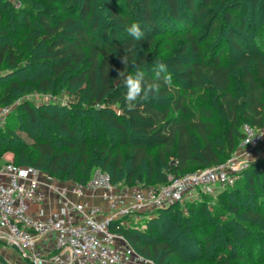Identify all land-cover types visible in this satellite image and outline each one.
Returning a JSON list of instances; mask_svg holds the SVG:
<instances>
[{"label": "trees", "instance_id": "1", "mask_svg": "<svg viewBox=\"0 0 264 264\" xmlns=\"http://www.w3.org/2000/svg\"><path fill=\"white\" fill-rule=\"evenodd\" d=\"M29 1L20 0L18 7L9 0L0 2V18L2 13L16 16L23 11L26 24L31 16ZM67 1L71 0H63ZM165 1L171 21L180 24L184 16L178 0ZM139 2L143 18L152 21V1ZM92 3L73 0L58 14L42 10L37 15V26L32 28L36 35H26L19 43L11 35L17 31L0 23V70L5 71L0 73V105L12 103L16 95L32 90L53 94L64 91L66 96H74V105L68 107L23 99L11 110L0 126V152H12L17 158L13 163L34 165L56 180L80 184L87 182L93 166L106 170L110 179L122 186L164 184L169 181L166 174L174 178L229 157L243 136L242 119L254 126L264 123V55L238 39L236 31L231 30L229 38L241 54L237 60L241 69L238 95L231 90L229 68L221 59L222 48L214 52L200 47L188 22H181L186 42L181 55H169L167 73L158 78L156 64L161 61L153 38L143 36L136 41L130 36L126 28L137 21L111 1L107 9L116 23L97 24L91 19ZM198 4L182 0L185 15L202 22L199 39H206L219 26L218 14L214 0H198ZM6 7L9 11H4ZM245 13L239 5L225 18L249 33L254 27L244 26ZM129 48L133 51L126 52ZM27 52L25 62H21L20 57ZM125 55L127 66L121 62ZM137 69L143 71L145 84L155 82L160 88L158 94L147 101L138 100L135 109L129 111L124 99L127 89L118 74H134ZM164 75L171 76L170 86L164 83ZM257 162L240 173L248 175L240 182L245 195L252 196L249 205L243 207L224 199L226 193L240 196L238 178L232 186L218 190L213 202L226 201L250 225L257 226V232H264V211L260 209L264 195L254 194L258 188L264 191V161ZM201 197L212 196L202 193ZM198 203L200 206L191 209L193 218L173 209L172 203L145 216L143 228L118 220L111 228L158 264H228L225 254L217 256L218 238L223 239V234L209 237L201 230L202 240L193 235L194 221L207 213L201 206L204 199ZM233 224L240 229L232 226L233 232H227L231 236L241 238L252 232L244 222ZM246 244L234 248L230 244L227 258L245 262L254 254Z\"/></svg>", "mask_w": 264, "mask_h": 264}, {"label": "built area", "instance_id": "2", "mask_svg": "<svg viewBox=\"0 0 264 264\" xmlns=\"http://www.w3.org/2000/svg\"><path fill=\"white\" fill-rule=\"evenodd\" d=\"M9 1L15 7L21 5L20 0ZM20 101L0 105V126ZM48 102L58 100L55 95L42 94L35 104ZM241 130L237 147L224 161L160 185L122 186L101 170H95L83 184H57L34 165L5 162L0 165V240L15 247L30 264H146L147 260L158 264L136 251L111 224L116 220L128 224L127 217L137 212H151L202 193L215 195L232 186L264 150V123H243ZM48 191L57 194L59 205L46 211L41 203ZM86 191L97 193L105 209L81 199ZM33 206H37L35 211Z\"/></svg>", "mask_w": 264, "mask_h": 264}, {"label": "rangeland", "instance_id": "3", "mask_svg": "<svg viewBox=\"0 0 264 264\" xmlns=\"http://www.w3.org/2000/svg\"><path fill=\"white\" fill-rule=\"evenodd\" d=\"M4 0H0L2 2ZM72 1V2H71ZM63 2V0H30L29 4L30 6V18L26 21V24H24V17L22 16V12L19 15L13 16L8 15L5 16L4 13L1 14L0 23L1 24H7L10 25V28H14L17 32L13 35V39H15L16 43H19L20 40L24 39V37L36 35L35 31L32 28H35L37 26V15L42 10L49 11L51 13H62L66 7L69 4H73V0ZM108 1H111V3L114 5V7H118L119 10L122 13H126L127 15H130L133 21L139 22L141 26V30L144 33V36H150L153 38L155 43V48L157 51V59L161 61L162 63L166 64V59L169 55L175 54V55H181V49L184 45V34L185 30L182 27V23L188 22L191 29L195 32L196 37L198 38V44L203 49L208 50L212 49L214 52H218L220 48H222L223 52L221 54V59L223 63L229 68L230 73V87L233 92H235L237 95L241 92V84L239 82V75L241 72V69L238 67L237 60L240 57V52L236 50V48L233 46L232 42L229 38V33L231 30L236 31L235 35L238 39L241 41L247 42L248 46L253 47L254 49H257L264 55V0H214V10L218 14V21L219 26L217 27L216 31H214L212 34L207 35L206 39H199L198 37L202 33V26L201 21L199 18L194 16H186L185 15V9L182 7V0H178L179 3V9L181 10L182 15L184 16L183 20H181L180 24L175 23L171 21V18L169 16V7L165 0H151L152 1V7H153V17L154 19L150 21L149 19L146 20L142 16V9L139 6V0H93L92 3V10H91V19L92 21H96L97 24H114L116 23L109 14V11L107 9V3ZM24 2V0H23ZM195 2L198 4V0H195ZM24 5V3H23ZM199 5V4H198ZM242 5L245 10V16L243 18V23L245 25H252L254 29H252L251 32H246L243 29H240L239 26H235L230 21L226 20L225 15L228 13H232L234 9ZM11 7V5H9ZM15 8V7H14ZM4 11H9V8L6 7ZM4 14V15H3ZM141 47H139L137 50L139 51ZM188 53V50L185 54ZM28 55V52L25 53L22 57H20L21 62H25V57ZM4 73L5 71L0 70V73ZM42 94H52L55 95L60 105L64 104L67 107L74 105V102L71 101V98L74 96H66L65 92H61L59 94H53L49 91L43 92L38 90H32L30 92H26L20 95H16L14 98V101L16 100H23L27 99L32 101L33 103L38 102L41 99ZM20 101V102H21ZM16 122V119L11 122ZM243 123H248L246 120H241ZM10 124L8 122L6 125ZM24 139L29 141V139L26 137L24 133L21 134ZM255 151H258L256 149ZM264 161V150L262 153H260V157L258 159L252 160L248 163V167H251L252 165L256 164L257 161ZM17 162V158H15V155L10 151H4L0 152V162ZM253 162V163H252ZM258 163V162H257ZM258 167V166H254ZM258 169V168H257ZM95 170H101L103 172H106V170L102 169L99 166H93L91 169V173L89 175V179L93 172ZM244 170V169H243ZM107 173V172H106ZM108 174V173H107ZM247 174H240L238 177V180L236 182V185L240 187V196H237V194H228L226 193L225 200L229 199L236 204H240L243 207L249 205V202L252 199V196L245 195V187L243 185V182H240L241 180H245L247 178ZM166 178L170 180L172 177L169 174H166ZM88 179V180H89ZM87 180V181H88ZM72 182V181H67ZM157 185L162 184L161 182L156 183ZM127 186V185H126ZM129 186H139V185H129ZM222 189V188H221ZM230 190H226L228 192ZM257 195H264V191L262 190H256L254 194ZM212 197H201V194L197 195L195 198H183L179 201H176L173 203V209H179L181 213L185 217H192V210L196 206H200V204L197 202L204 199L205 204L204 205L207 209V213L205 217H201L194 221V227L193 229V235L196 237L197 240H202L200 238L201 236V230H204L209 237H214V235L221 233L223 234V239L218 238V253L219 254H225V258L228 261V264H264V232H257L258 227L255 225H250L248 220L244 218L243 215H241V212L234 211L229 207V204L226 201L219 200L218 203L216 201L213 202V195H210ZM207 199V201H206ZM259 200V199H258ZM257 201V200H256ZM196 209V208H195ZM260 209L264 211V203L260 206ZM152 214H156L155 211L151 212H137L135 215L127 217V223L128 224H135L140 227H145L142 223L145 219V216H149ZM221 221V222H220ZM224 221V223H223ZM226 221V222H225ZM228 221V222H227ZM242 223L248 225V227L251 229L252 232L247 233L244 235V237L237 238L236 235L231 236V233L227 232H233L230 230V228L233 226L236 229L238 226L233 223ZM196 223V224H195ZM222 223V225L220 224ZM198 224V228H196ZM240 229V227L238 228ZM228 237V238H227ZM242 242H246L249 247H251L254 254L252 256L246 257V261H241L239 259H236L234 257H228L226 251L229 249V245L231 244V248H234L236 245H239ZM245 246V245H243ZM263 247L261 250L258 248ZM258 249V250H257ZM211 261V259H209ZM7 263L0 257V264ZM203 264V263H201Z\"/></svg>", "mask_w": 264, "mask_h": 264}, {"label": "clouds", "instance_id": "4", "mask_svg": "<svg viewBox=\"0 0 264 264\" xmlns=\"http://www.w3.org/2000/svg\"><path fill=\"white\" fill-rule=\"evenodd\" d=\"M126 31L132 36L136 41H140L144 33L141 30L139 22H133L126 28ZM133 51L132 48L126 50V52ZM121 62L127 66L128 56L125 55L122 57ZM161 73H167V65L165 63L158 62L156 64V75L159 78ZM119 77L123 78L124 87L127 89L126 95L124 97L127 108L129 111H132L136 107V102L138 100L147 101L151 96L158 94L160 85L158 83H144V73L137 69L133 73H125L124 71L119 72ZM163 81L166 85H171V76L164 75ZM146 264H154L152 260H147Z\"/></svg>", "mask_w": 264, "mask_h": 264}, {"label": "crops", "instance_id": "5", "mask_svg": "<svg viewBox=\"0 0 264 264\" xmlns=\"http://www.w3.org/2000/svg\"><path fill=\"white\" fill-rule=\"evenodd\" d=\"M57 184H67L69 185V182L67 181H59L54 180ZM88 203L92 205H97L101 207L102 210L105 209V204L101 199L97 196V193L86 191L85 195L81 198ZM58 196L56 193L48 191L46 193V199L43 203H41V206L46 210H54L58 207ZM38 206V205H37ZM37 206H33V211H35ZM52 246V242L48 240L46 242L47 249H50ZM0 257L2 259L10 264H30L26 259L22 258L20 254L18 253L17 249L6 242L0 240Z\"/></svg>", "mask_w": 264, "mask_h": 264}]
</instances>
